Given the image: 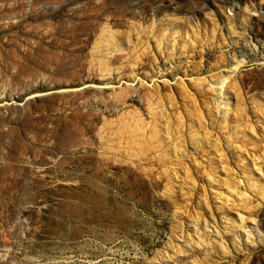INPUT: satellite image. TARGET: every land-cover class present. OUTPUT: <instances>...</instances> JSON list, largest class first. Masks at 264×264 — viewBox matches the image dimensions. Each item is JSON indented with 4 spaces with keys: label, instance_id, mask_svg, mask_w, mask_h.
Wrapping results in <instances>:
<instances>
[{
    "label": "rangeland",
    "instance_id": "obj_1",
    "mask_svg": "<svg viewBox=\"0 0 264 264\" xmlns=\"http://www.w3.org/2000/svg\"><path fill=\"white\" fill-rule=\"evenodd\" d=\"M69 1L0 0V69L7 81L6 90L0 89V100L7 103L0 111V264H190L198 256H208L203 246L197 254L192 250L154 261L170 250L177 224L175 206L163 196L166 181L161 169L153 160L138 167L115 162L103 151L98 133L104 121L113 124L111 130L105 128L108 134L122 115L136 111L150 124L146 99L156 90L162 96L177 95L185 87L201 97L211 92L209 82L221 75L238 83L247 108L244 119L256 125L254 100H261L258 96L264 92V0H181L174 5L168 0ZM162 3L166 6L154 15ZM105 19L117 21L113 28L118 30L153 21L173 25L176 19L202 29L217 26L216 49L204 56L197 48L189 53L193 59L186 56L175 64L165 56L155 62L152 51L136 72L149 77L132 84L129 76L134 70L125 53L111 56V76L100 75L91 64L89 46L81 42L86 37L94 40L96 27L101 28ZM72 25L89 29L69 44L67 30ZM209 34L202 31L205 38ZM236 58L245 59L248 66L231 73ZM217 66L224 68L215 71ZM29 86L37 87L36 98L25 93ZM66 86L80 90L41 96L50 88ZM24 93V105L15 104L12 98ZM119 93L128 99L118 101ZM14 106L23 114L12 117L9 109ZM170 106L167 103V110ZM188 129L184 127L186 134ZM239 154L233 151L231 157L238 161ZM253 154L263 165L264 147ZM253 154L245 152L255 170ZM188 156L191 167L202 161L193 149ZM237 173L235 184L241 177ZM237 185L239 191L246 190L243 183ZM203 186L198 184L196 191H203ZM206 192L215 211L219 203L209 187ZM250 201L256 206L251 209L256 220L246 226L253 228L254 242L235 248L233 234L225 235V241L230 239L227 254L212 253L205 264H264V201L255 194ZM194 206L188 204L183 213L186 225L188 216L198 210ZM230 207L231 215L241 211L249 216V211ZM223 217L216 212L217 226ZM186 230L183 226L176 244H185Z\"/></svg>",
    "mask_w": 264,
    "mask_h": 264
},
{
    "label": "bare ground",
    "instance_id": "obj_2",
    "mask_svg": "<svg viewBox=\"0 0 264 264\" xmlns=\"http://www.w3.org/2000/svg\"><path fill=\"white\" fill-rule=\"evenodd\" d=\"M77 1L79 0H70L69 2L72 4ZM168 1L172 2L170 5L181 2V0ZM164 6H166L165 3L157 5L154 15ZM87 17L92 18L93 16L87 15ZM117 25V21L105 19L101 28L96 27L98 31L95 32L94 40L91 41L89 37H86L81 42L84 47L89 46L91 64L100 75L111 76L113 74L111 56L117 52L125 53L128 63L132 64L134 70V73L129 76V82L132 84L138 78L146 80L149 77V74L143 77L136 72H140L143 59L148 58L152 51H155V62L159 60L158 56L159 58L165 56L167 62L175 64L186 56L189 60L193 59L194 56H189V53L197 48H201L199 53L204 56L207 52L210 54L211 50L216 49L213 46L217 26L211 28L205 26L202 29L199 24L189 25L178 19L173 25L171 23L168 25L156 24L154 21L146 26L135 23L126 30L114 29L113 27ZM74 26L72 25L67 30L69 44L75 43L79 34H87L89 29L88 26ZM203 30L210 33L206 38L202 35ZM205 40L204 45L200 47L202 41ZM217 48L220 49L223 46L218 45ZM236 60L231 66V73L240 72L241 69L248 66L245 59L236 58ZM121 68L119 67L115 72L118 73ZM222 68L224 67L217 66L215 71ZM2 71L5 70L0 69V89L6 90L7 81L3 79ZM186 72L185 70L184 74ZM205 82L198 84L197 89ZM208 85H212L211 92L208 95L202 94L201 97L195 92H188L185 87L178 91L177 95L171 92L162 96L160 90H156L153 94H148L146 99L151 118L150 124L145 123L141 114L136 111L129 115H122L114 130L112 129L108 134L104 133V130L105 128L111 130L113 124L104 121L100 128L101 131L98 133L99 140L103 142V151L111 153L115 162L123 161L138 167L153 160L155 165L161 169V179L166 181L163 196L173 202L177 224H174L172 229L173 239L170 241V250L158 255V259L156 258L154 261L167 257L171 260L181 253L190 254L192 250L197 254L199 249L204 246L207 248L208 256L204 258L198 256L189 263L205 264L210 262L212 253L222 256L227 254L230 239L225 241V235L230 237L233 234L231 240H233L232 244L235 248H242L244 244L250 245L254 242L255 232L253 228H247L246 225L248 222L254 223L256 220L251 211L254 207L250 203L251 195L255 194L264 201V182H262L264 164L259 165L255 162L260 160V156L253 154L264 147V92H260L262 96H258L261 100H254L253 110L258 117V123L253 125L249 123V119H244V116L247 115V108L243 105L241 90L237 82L233 83L231 78L221 75L214 77ZM29 87L25 93L31 94L30 99L36 98L37 96L34 94L38 93L37 87ZM38 87L41 88V86ZM88 87H92V85H88ZM43 89L48 90L44 87ZM49 90L48 93L44 92L41 96L68 91L75 92L80 88L66 86L61 89L50 88ZM25 93L18 99L12 98L17 101L15 104L24 105L22 102ZM116 99L126 101L128 95L123 97V93H119L116 95ZM5 102L6 100H0V111L4 109L1 105L3 104L4 107V104H7ZM167 103L171 104L170 110L166 108ZM223 111L225 113H222ZM9 112L12 117L23 114L18 106L10 108ZM185 126L189 128L188 134L184 132ZM192 149L202 158V161L196 160V168L187 164L188 152ZM250 150L253 154L252 161L255 170L250 167L247 161L248 156L245 155V152L249 153ZM233 151L236 154L240 153L238 161L231 157ZM110 156L107 155V157ZM192 168H194V172ZM237 172L241 174L237 184L243 183L246 187L244 191H239L238 185L234 182L235 175H238ZM256 172L261 174L260 178L257 177ZM200 183L206 184V187L211 189L214 200L219 203L215 211L210 208L206 187L203 186V191H196V187ZM184 201L187 205L184 204ZM192 203H195L194 210H198L194 212V215L188 216L190 220L187 219V226L183 220V213L187 210L188 204ZM230 206L249 211V216H244L241 211L231 215L229 213ZM216 212L225 216L221 219V226L220 224L216 225ZM183 226L187 229L185 244H176V241L181 237ZM236 228H240V231L235 232Z\"/></svg>",
    "mask_w": 264,
    "mask_h": 264
}]
</instances>
